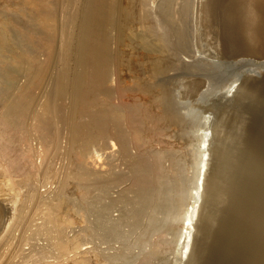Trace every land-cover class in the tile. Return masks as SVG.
Returning <instances> with one entry per match:
<instances>
[{"label":"rangeland","instance_id":"374dc122","mask_svg":"<svg viewBox=\"0 0 264 264\" xmlns=\"http://www.w3.org/2000/svg\"><path fill=\"white\" fill-rule=\"evenodd\" d=\"M108 1L114 4L112 6L117 5V7L113 8L115 11L114 14L112 11L111 14L113 19L112 17L111 19L113 20L112 22L118 23L119 25L112 22L109 23L110 21L106 22L108 25H112H109L107 30V24L104 25L105 29L102 28L97 35L98 40L101 37V39H104V37L107 36V38L104 39L106 43H108L112 37V43L109 42L111 46L108 47L109 50L106 51V56H108L106 60L108 58L110 62V58L113 57L111 61L113 64H111V66L108 62V65H110L108 69L111 70V74L108 78L109 80L107 79V81L104 82V84H106V89L104 88L103 91L100 89L103 82L101 86L95 84L96 88L95 85H93L94 87L92 88H94L95 91V94H93L98 97L96 99H102L101 101L104 102L106 106L118 107L120 110L118 113L119 115L124 116L126 114L125 117L127 118H123L125 123L124 121H120L123 119L121 116V119L119 117L120 120L118 123L122 122V124H119L121 127H119V129L122 133L118 132V128L116 129L118 123H114V125L112 121H101V123L100 120L96 119V115L98 114L97 111L100 106L97 107V105H95L97 108H95L94 105L93 107L88 106L91 115L86 107L87 105L83 103V99L81 98L82 94L74 89V82L78 74L87 73L88 78H90L97 68L93 64H82V57L86 55L79 53L81 52L80 43L82 42V35H84L82 32H84L83 29L85 25L83 27L81 26L84 24L85 20L87 22L84 12L86 11V2H88V0H0V15H3L0 17L7 18V21L10 19L9 22H11V24L8 22V28H11L8 29V34L11 39L13 38L12 40L9 38L10 44L8 43L9 45H6L7 48H3L4 51L2 49L0 50L2 52V54L0 52V58L3 57L2 60L4 61L0 59V171L1 173L5 172V175L10 174L8 173L11 165V154L9 153H14L15 150L12 146L8 147L9 137L6 136L7 133L4 132V125H2L4 124V113L6 112V106L9 104L8 101H12L13 98L15 100L16 96L18 97L22 90L31 87V83L34 81V76H31V74H34L35 70L33 71V69L37 68V66L35 67L37 62L41 65H47L48 68L45 72L47 76L44 75V80H42L43 82H41L40 87H36L37 85H33L35 89L32 87L34 90L31 92H33L35 97L34 105L32 106L30 117L26 118L25 127H27L23 132L18 134L21 142L16 144V150L20 152L19 155L21 154L19 157L23 159L22 163L31 171V183L29 182L26 184L28 186L25 184L23 185L20 183L22 180L21 175L10 174L13 176L7 177V180L10 181L8 184H11L13 182L12 180H17L18 182L15 181L17 184L14 182L12 183L13 185L15 184L16 187L14 185L12 191L7 187L6 189L10 192L6 191L7 193L5 192V196H0V200L4 205L3 212L0 215V264H74L77 262L79 264H207L214 255H219L221 251L214 250V252L208 251L205 253H201L202 251L196 252L190 259H182V248H178L180 244L176 242L177 236L181 233L179 225L182 227V220L184 221L186 214L185 210L190 206L191 199L194 201L193 196H196V194L192 196V194L195 193L193 190L203 181L204 174V192L206 191L207 197L203 198V202L206 201L205 209H207V203L210 205L211 209L210 211L209 209L206 211L209 218V225H207L208 227H204L202 231V235L206 240H203L200 248L203 247V244L212 236L209 227L212 223L216 224L217 215L218 221L219 217L227 220L229 217V210L227 207L229 204H234L235 199H238L237 203H241L243 209L252 208L255 203H258L256 204L258 206L256 213L264 215V173L258 174V176L253 174L254 166L255 170H258V167L262 165V159L257 160L258 164L257 162L250 163L249 160L247 161L248 155L250 156L252 151L245 148L248 146L246 137L249 138V134L247 136L244 128V134L246 133V135L237 131L240 137L241 135L246 136L242 137L243 140L238 137V139H241H239L241 142L245 140V143H242L243 145H240L241 142L239 143V140L236 139L237 137L235 140L232 137L233 133L231 134V132L233 129L231 132L227 130L230 125L235 128L233 122L235 123L236 120L231 123V119L236 118L237 121H239L246 116L244 119H247L249 123V126H247L252 128L255 125H260L258 128L263 132H261V136H264V126H262V124L264 125V95L258 90L249 92V94L246 95L247 97L244 96L245 90L249 87L251 81L259 83V88L263 86L264 63L257 62V59L253 57H241L237 59L231 57L229 59L223 56L224 58L220 59L219 56H221V54L219 45L216 43L211 33L209 35L206 31L205 24L202 21L195 27L196 29H194L195 31L193 32L194 36L191 32L192 44H194L192 48L194 47L193 49L195 52L199 51V55L196 54L198 57L211 59L216 56L215 58H218L217 60L221 64V67L223 66L222 75H217L215 77L216 81H212L208 76H201L200 78L206 81V86L203 88L200 86L194 89L189 85L180 84L178 80L181 81L186 78H193L191 74H182L181 71L185 70H182L180 66L182 60L185 58L191 59L192 56H195L193 49L191 48L192 53L194 52L193 54L191 51L187 53L177 50V47L174 48V51L171 47L165 49L162 44L163 40H161L157 34L155 35L154 32L148 30L150 28L149 19L147 18H151V16H148L146 11H141L143 7L142 9L139 7V10H137L138 12L136 11V15L134 14L135 18H138L141 14L138 19H134L133 17L132 19L127 18L126 20V18H120L125 16V14H123L125 9L122 10L125 8L124 2H122V0H117L118 3L120 2L118 4L116 0V2L114 0L111 2L110 0ZM81 11L83 13H81ZM139 11L141 12L140 14ZM121 12L124 16H121ZM53 13L57 15L58 19L56 18V20L58 22H56V20L53 22L49 19L47 21V19L42 18L45 14L51 16L54 15ZM80 15L82 16L80 17ZM115 16H119L118 19ZM156 16L158 17L157 14ZM200 16L203 18L202 14ZM55 22L58 23L60 27V29L58 27L59 31H57V34H55L56 30L54 31L52 27V24H56ZM130 22L133 23L131 24ZM141 22L145 23L142 24ZM160 27L163 30L162 24H160ZM104 30H106L105 32H107V34ZM108 32H111L110 35ZM53 34L55 35L54 37ZM23 35H26V41ZM99 35H101V37H99ZM151 38H154L153 40L155 42ZM27 39L31 41L28 42ZM53 39H55L54 42H52ZM157 39L160 40L158 41ZM157 46L159 48H157ZM65 47L67 49H65ZM171 50L174 53L178 51L179 54V56L178 54H175L176 56L174 55V63L177 60L175 65H178L176 69H174L175 71L172 70L169 72L170 74L168 73L166 76L163 75L164 73L161 74V72H157L158 75H155L157 73L153 72V65L151 67L152 60L166 51V54L173 55L174 53L170 52ZM108 51L112 52V57ZM156 51H161V54H158L159 52ZM180 51L181 53H179ZM151 52L154 55L156 54V56L151 54ZM185 53H191V57ZM21 54L25 55L26 59L25 56H21ZM115 55L117 56L116 60L114 58ZM20 56L24 59H20ZM27 56H29V59H27ZM33 57H36L35 59L37 61L35 60V62H33ZM129 57L130 59L127 60ZM29 60L32 65L29 63ZM131 60L132 63L134 62L133 64L135 66L131 63ZM14 62L16 64L21 62L19 64L20 67L16 66L15 68ZM147 62L151 64H147ZM27 63L29 65H27ZM30 65L32 67L34 66L33 69ZM5 67L8 69L6 72ZM10 67L14 68L10 69ZM86 68L87 70H85ZM137 68L139 69L137 70ZM89 69H92L91 75L90 73L88 74L90 71ZM60 77L65 80L64 85L67 87H64V92L59 89L57 90V83L61 80ZM31 78L33 80H31ZM166 78L169 80H166ZM162 79H164V81ZM29 84L31 85L29 86ZM104 84L101 88L104 87ZM233 88L235 90H233ZM105 90L106 92H104ZM232 90L234 93H232ZM103 92L104 94H102ZM227 92L231 93L228 94ZM226 93L228 95H226ZM167 95L170 96V99L172 98L170 101V103L172 102L171 106L178 109L177 111L179 114L182 112V117L184 116L183 121H185V129L180 128V131L183 132L178 131L179 127L176 128L178 124H173V121L167 117L166 106L164 104L165 100H167ZM161 96L164 99L161 98ZM78 100H81V103H79ZM168 100L166 102L167 104L169 103ZM47 102H51L57 109V112L55 114V120L53 119L52 122V128L50 129L48 127L49 130L45 128V130L41 132L43 129L39 123L38 116L42 113ZM173 102L176 103V105L173 106ZM177 102L179 104L181 103V106L177 104ZM149 106L150 108H148ZM182 106L186 107L183 108ZM127 108L129 111H126ZM168 108L169 106H167V110ZM74 110L77 111L75 112ZM87 110L89 113L86 112ZM121 110L124 112L122 113ZM164 110L166 113H164ZM73 112L76 113L77 116L76 114L72 115L74 114ZM136 113L139 114L136 115ZM93 114L96 115L94 116ZM233 115L235 118H233ZM143 116L147 117L145 118ZM167 118L168 120L166 121ZM161 119L164 121L162 122ZM96 121L102 125L100 126L96 123L97 125L95 126ZM137 123H139L141 128ZM122 125L125 126V128ZM174 125L176 126L174 127ZM102 126H104V128H102ZM232 126L230 128H232ZM247 126H245V128ZM135 127L138 130L135 131ZM148 127L149 129H147ZM74 128L76 131H74ZM105 128L108 131L104 134L102 131ZM250 128L247 130H250ZM95 129L96 131L98 129V131L92 132ZM46 130L48 132H46ZM99 130L102 132V135ZM116 130L118 132L117 135L115 132ZM243 130L239 131L242 132ZM203 131H207L208 133V136L205 138L201 137L205 134ZM138 132L140 134H138ZM148 132L150 133L148 134ZM177 132L181 134H177ZM233 132L235 133V130ZM237 132V135L234 134L235 136H239ZM43 133L49 135H44ZM132 134L135 135L133 136ZM197 135L200 139L204 138L205 140V148L203 149L202 147V151L205 152L206 157L200 149L201 146L198 143L201 141L200 139L198 140L199 137ZM127 136L129 138L131 137L130 140H128ZM4 141L8 144L6 145L3 143ZM147 141L153 142L149 143ZM87 143L89 145H87L88 148L85 152L88 153L86 154L84 152L85 154L82 156L83 152H77V149L78 151H82L83 148H86L85 146ZM112 143H116L115 146H113ZM3 144L4 147H2ZM205 158L206 173L202 167ZM147 166L151 168H149L151 171ZM140 167L143 169L145 168V171L143 172V169ZM136 169L141 171L139 172ZM135 171L137 172L135 173ZM138 172L139 174L141 172L144 174L146 173L148 178L152 176L151 178L152 180L154 179L153 181L157 179L155 181L156 183L151 180L153 185L157 184V186H152L151 188L154 195H150V192L149 194L148 192L146 194L142 193L141 185H138L135 181L136 176H134ZM148 173L152 175L149 177ZM241 177L242 180L244 179L243 183ZM10 178L12 179L10 180ZM239 180L243 184V186L241 185L242 189L240 193L242 194V199L245 196V200H242L240 196L235 195V193L233 194L231 191L232 187ZM249 185L252 188L251 191L249 190ZM158 190L159 196L158 194L155 196ZM144 194L145 196L148 194L147 198L149 200L151 199L150 201L153 200L152 202H155L154 199L156 200L162 197L161 201L163 206L153 207V203L151 202L146 204L145 202L148 199L146 200L145 196H143ZM211 194L213 195L209 196ZM140 195L144 199L140 198ZM151 196H153V199ZM55 204H60L59 206H61V217L64 219L67 218L65 225L53 221V216L55 214H52V212L53 210L55 211L54 207L57 206ZM51 208L54 209L52 210ZM183 212L185 213L182 214ZM180 221L182 224H180ZM212 238H217V235L214 233V237L212 236ZM61 243L70 244L71 246L69 245V247L63 249ZM196 243L199 244L200 242L197 240ZM177 248L181 255L178 253ZM223 254H226V251H224ZM225 256L226 255L221 258ZM218 257L219 256L215 257V260H217ZM255 257L256 256H254V258L252 257L254 260L250 257L249 262L254 264L256 262ZM192 258H194V260Z\"/></svg>","mask_w":264,"mask_h":264},{"label":"bare ground","instance_id":"6f19581e","mask_svg":"<svg viewBox=\"0 0 264 264\" xmlns=\"http://www.w3.org/2000/svg\"><path fill=\"white\" fill-rule=\"evenodd\" d=\"M112 0H110L111 2ZM115 1V0H114ZM117 1V0H116ZM115 1V2H116ZM121 1V0H120ZM122 2H124L123 4H125V8H123L122 10L125 9L124 13L125 16L122 14L121 12V16L123 15L124 17H120V18H133L134 17V14L136 15V11L139 10V7H141L140 9H143L141 11H146L147 12V15L148 16H151V18H147L149 19V28L148 29L149 31L151 30L152 32L155 33V35L157 34L159 36V38L161 40H163L162 44L164 45L163 47H165V49H169V47H171V49L174 51V48L177 47V50H181L182 52H187L188 51L192 53V46L194 44H192V39H191V36L193 35V32L195 31L194 29H196L195 27L197 26L198 23L200 22H204L205 24V29L206 31L209 33H211V35L214 37V39L216 40V43L219 45V49H220V54L221 56H219L220 59H223L224 57L225 58H249V57H253L255 59H257L256 61L257 62H262L264 63V0H122ZM87 3V8L85 9L86 11L84 12L85 13V19H87V22L85 20L84 24H82L81 27H83L84 25V32H82V34L84 33V35H82V42L80 43V48H81V52L79 53H83L82 55H86L85 57L81 55L82 59L84 60V63H83V60H82V64H85V65H89V64H93L95 67H97L95 69V73L93 74V76H91L90 78H88L87 76V73L85 74H78V76H76V80L74 82V86L76 89L77 92H80L82 94L81 98L83 99V103L86 104L87 108L88 106H92L94 105L95 108L99 107L98 111H97V115H96V119L100 120V122H110L112 121L113 122V125L114 123H118L119 120L122 119L126 116V114L124 116L122 115H119V109L118 107H111L110 105L109 106H106L104 102H102L101 100L102 99H96L98 97H96V95H94L95 91H94V87L93 85H100L101 86V83L103 82H106L107 79L109 78L110 74H111V70L108 69V66H110L111 64H113L111 61H112V52L108 51L111 55L112 58L111 61L109 62L108 61V58L106 60V51L109 50L108 47H110L111 45V39L112 37L110 38V40L108 41V43H106V41L104 40L106 37H104V39H101V35H99V37H101L99 40H98V33L101 31V29H105L104 25H106L107 23L106 22H109L111 23L113 20V16H112V11H113V14H114V11L115 9H113L114 7H117L116 6H112L114 5L113 3H109L108 0H88ZM118 3V1H117ZM116 3V4H117ZM120 3V2H119ZM118 3V4H119ZM85 4V3H84ZM122 4V3H121ZM122 4V6H123ZM42 5V4H41ZM84 6V5H83ZM123 6V7H124ZM59 7V6H58ZM84 8V7H83ZM120 8V7H119ZM122 8V7H121ZM43 9V8H42ZM120 10V9H119ZM45 11V10H43ZM118 11V9H117ZM138 12V11H137ZM47 13V12H46ZM81 13H83L81 11ZM141 12L139 11V14ZM145 13V12H144ZM143 13V14H144ZM54 14V13H53ZM80 14V13H79ZM156 14L158 15V17L156 16ZM203 15V18H201L200 15ZM2 15V14H1ZM0 15V16H1ZM5 15V14H4ZM55 15V14H54ZM47 15L45 14V16H42V18L44 19H48L50 21H53L56 20V18L58 19L57 15ZM119 15V14H118ZM3 16V15H2ZM82 15H80L81 17ZM120 16V15H119ZM119 16H115L117 19ZM141 16V14L139 15ZM138 16V18H139ZM146 16V15H145ZM144 16V17H145ZM31 17V16H30ZM79 17V16H78ZM112 17V19H111ZM137 17V16H136ZM143 17V16H142ZM141 17V18H142ZM9 18V17H8ZM41 18V19H42ZM73 18V17H72ZM76 18V17H75ZM83 18V17H82ZM138 18H135L134 19H138ZM145 18V19H146ZM34 19V18H33ZM123 19V20H124ZM146 19V20H147ZM10 19H8L7 21V18L5 19L4 17H0V50L2 49L4 51L3 48H7V44L9 42V34H8V29L11 28L8 24ZM43 20V19H42ZM83 20V19H81ZM142 20V19H141ZM39 21V20H38ZM49 21V22H50ZM118 21V20H116ZM125 21V20H124ZM123 21V22H124ZM137 21V20H135ZM140 21V20H139ZM145 21V20H143ZM56 22H58L56 20ZM55 22V23H56ZM119 22V21H118ZM147 22V21H146ZM11 24V22H9ZM47 23V22H46ZM112 23H115V22H112ZM121 23V22H120ZM131 23V22H130ZM133 23V22H132ZM131 23V24H132ZM142 24L145 23V22H141ZM42 24V23H40ZM116 25H119L118 23H115ZM122 24V23H121ZM147 24V23H146ZM145 24V25H146ZM160 24L163 25V30L161 29L160 27ZM47 25V24H46ZM49 25V24H48ZM53 28H54V31H55V34H57V31L58 30V23L56 24H52ZM81 25V24H80ZM109 25H112V24H109ZM107 24V27H106V30L107 28H109V26ZM43 26V25H42ZM50 26V25H49ZM48 26V27H49ZM123 26V25H122ZM45 27V26H44ZM114 27V26H113ZM120 27V26H119ZM118 27V28H119ZM111 28V26H110ZM123 28V27H122ZM128 28V27H126ZM125 28V29H126ZM130 28V27H129ZM51 29V28H50ZM60 29V27H59ZM82 29V28H81ZM104 30V32L106 31ZM111 30V29H109ZM117 31V30H116ZM103 32V33H104ZM191 32H192V35H191ZM44 33V32H43ZM102 33V32H101ZM107 34V32H105ZM109 35L111 32H108ZM128 33V32H127ZM30 34V33H29ZM152 34V33H151ZM105 35V34H104ZM102 35V36H104ZM25 36V41H26V35H23ZM29 36V35H28ZM55 35L53 34V37ZM57 36V35H56ZM80 36V35H79ZM194 36V35H193ZM211 36V37H212ZM22 37V36H21ZM20 37V38H21ZM108 37V38H109ZM151 37V36H150ZM154 37V36H153ZM157 37V36H156ZM51 38V37H49ZM158 38V37H157ZM13 39V38H12ZM10 38V40H12ZM152 39V38H151ZM154 39V38H153ZM152 39V40H153ZM159 39V40H160ZM15 40V39H14ZM19 40V39H18ZM28 40V39H27ZM55 39H53L52 42H54ZM78 40V39H77ZM158 40V39H157ZM158 40V41H159ZM31 41V40H30ZM28 40V42H30ZM76 41V40H75ZM74 41V42H75ZM81 41V40H80ZM154 41V40H153ZM157 41V42H158ZM14 42V41H13ZM73 42V41H72ZM109 42H111L109 44ZM155 42V41H154ZM161 42V41H160ZM24 43V42H23ZM27 43V42H26ZM56 43V41H55ZM78 43V42H77ZM8 44V45H9ZM28 44V43H27ZM109 46H108V45ZM68 45V44H67ZM70 45V44H69ZM117 45V44H116ZM6 46V47H5ZM77 46V45H76ZM10 47V46H9ZM55 47V46H54ZM139 47V46H138ZM117 48V47H116ZM115 48V49H116ZM157 48H159L157 46ZM162 48V47H161ZM192 48V49H191ZM65 49H67L65 47ZM118 49V48H117ZM164 49V48H163ZM71 50V49H70ZM112 50V49H110ZM172 50L170 52H172ZM75 51V50H74ZM152 51V50H151ZM162 51V50H161ZM160 51V52H161ZM181 51L179 53H181ZM194 51V49H193ZM1 52V51H0ZM71 52V51H70ZM119 52V51H118ZM122 52V51H121ZM154 52V51H153ZM156 52H159V51H156ZM158 53V54H161V53ZM164 52V51H163ZM167 52V51H166ZM165 53H162L161 55H159V57H156L155 59L152 60V64L147 62V64H151V67L153 65V72H158L161 74H163L164 76H166L169 72H171L172 70L176 69V67L178 65H175V63H177V60L176 62L174 63V59H175V54H178V51L177 53H174L173 55L172 54H166ZM169 52V51H168ZM195 52V51H194ZM193 52V53H194ZM199 51L195 52V56H192L191 59H184V60H180L181 61V67H182V70H185V71H181L182 74H191L193 75V78H186V79H183V80H178L180 82V84H186V85H189L191 86V88H194V89H197L198 87L201 86V88L205 87L206 85V81H204L202 78H200L201 76H208L212 81H216V76L217 75H222V67H221V64L218 62V58H206V57H198L196 54L199 55L198 53ZM17 53V52H16ZM77 53V52H76ZM108 53V55H109ZM124 53V52H122ZM129 53V52H128ZM185 53L186 55L190 56L191 57V53L190 54H187ZM192 53V54H193ZM2 54V52H1ZM23 54V53H22ZM21 56H25V55H22ZM26 54V53H25ZM151 54H153L151 52ZM157 54V55H158ZM28 55V54H27ZM80 55V54H79ZM88 55V56H87ZM93 55V57H92ZM117 55V54H116ZM114 56L115 60H116V57L117 56ZM154 55V54H153ZM175 55V56H174ZM181 55V54H180ZM11 56V54H10ZM15 56V55H14ZM20 56V59H22ZM124 56V54H123ZM123 56H119V57H123ZM132 56V55H131ZM151 56V55H149ZM156 56V54L154 55ZM153 56V57H154ZM179 56V54H178ZM224 56V57H223ZM19 57V56H17ZM16 57V58H17ZM32 57V56H31ZM30 57V58H31ZM76 57V55H75ZM110 57V56H109ZM127 57V56H126ZM125 57V58H126ZM135 57V56H134ZM138 57V56H137ZM186 57V56H185ZM3 58V57H2ZM2 58H0L2 60ZM6 58V57H5ZM10 58V57H9ZM36 58V57H35ZM33 62H35V59ZM189 58V57H188ZM7 59V58H6ZM18 59V58H17ZM16 59V60H17ZM19 59V61H20ZM24 59V58H23ZM25 59H26V56H25ZM27 59H29V56H27ZM130 59L127 58V60ZM150 59V58H149ZM179 59V57H178ZM181 59V58H180ZM193 59V60H192ZM15 60V59H14ZM32 60V58H31ZM120 60V59H119ZM134 60V59H133ZM3 61V60H2ZM22 61V60H21ZM26 61V60H25ZM37 61V60H36ZM137 61V60H136ZM255 61V60H253ZM4 62V61H3ZM11 62V60H10ZM16 62V61H15ZM14 62V67L16 68V66H19L20 67V63L19 64H16ZM110 65H108L109 63ZM123 62V61H122ZM128 62V61H126ZM125 62V63H126ZM12 63H13V60H12ZM11 63V64H12ZM24 63V62H23ZM29 63H30V60H29ZM124 63V62H123ZM131 63H132V60H131ZM134 63V62H133ZM132 63V64H133ZM179 63V62H178ZM32 65V63H30ZM34 64V63H33ZM38 64V62H37ZM35 65V67L37 66V68L33 69V67L30 65V67H32L33 71L35 70L34 74L32 73L31 76L33 75V83L29 84V86L31 85V87H28V84L26 86L27 89L25 90H22L21 91V94L14 100V98L12 99V101H8V105L6 106V112L4 113V119L2 117V119L4 120V127H3V130L4 132H6V136L9 137V140H8V147L12 146V148H15L14 150V153L13 152H10L9 154L10 157H11V165H10V168H9V172L10 174H14V175H21L22 177V180L20 181L21 184H28L30 181H31V178H32V174H31V171H29L23 163H22V160L21 157H19V153L17 150H16V144H18L19 142H21L20 140V137H18V134H20V132H23L25 130V123H26V118L30 117V113H31V110H32V106L34 105V95H33V91L35 88L33 87V85H37L36 87H40V84L41 82H43L42 80H44V75H45V72L48 70L47 68V65H41V64H38V65ZM78 64H81V63H78ZM126 64H129V63H126ZM131 64V65H132ZM138 64V63H137ZM27 65H29L27 63ZM26 65V66H27ZM84 65V67H85ZM134 65V64H133ZM10 66V65H9ZM23 66V65H22ZM81 66V65H80ZM112 66V65H111ZM135 66V65H134ZM137 66V65H136ZM8 67V66H7ZM12 67V66H11ZM10 69H13L11 68ZM18 67V68H19ZM88 67V66H86ZM120 67V66H119ZM180 67V69H181ZM184 67V69H183ZM22 68V67H21ZM83 68V67H81ZM216 68V69H215ZM84 69V68H83ZM139 68H137L138 70ZM147 69V68H146ZM169 69V70H168ZM6 67H5V72H6ZM20 70V69H19ZM31 70V68H30ZM87 70V68L85 69ZM90 70V69H89ZM92 70V69H91ZM89 71L88 74L92 73V71ZM94 70V69H93ZM150 70V69H149ZM168 70V72H167ZM4 71V70H3ZM2 71V72H3ZM21 71V70H20ZM31 71V72H33ZM132 71V70H131ZM147 71V70H146ZM152 71V70H151ZM175 71V70H174ZM87 72V71H85ZM133 72V71H132ZM65 73V72H64ZM63 73V74H64ZM82 73V72H81ZM139 73V72H138ZM155 74V75H158ZM70 74V73H69ZM121 74V73H120ZM170 74V73H169ZM118 75V74H117ZM140 75V74H139ZM178 75V74H177ZM180 75V74H179ZM30 76V77H31ZM47 76V75H45ZM154 76V75H153ZM183 76V75H182ZM197 76V77H195ZM170 77V76H169ZM3 78V77H2ZM65 78V77H64ZM164 78V77H163ZM168 78V76H167ZM166 80H169L167 79ZM198 78V79H197ZM4 79V78H3ZM30 79V78H29ZM31 78V80H33ZM61 79V77H60ZM67 79V78H66ZM165 79V78H164ZM164 79H162L164 81ZM30 80V81H31ZM46 80V79H45ZM59 80V79H58ZM109 80V79H108ZM6 81V80H5ZM29 81V80H28ZM72 81V80H71ZM161 81V80H160ZM3 82V81H2ZM64 82L65 80H63V78L59 81L58 86H57V90L59 89L60 91H63L64 92V87H66L64 85ZM68 82V81H67ZM73 82V81H72ZM109 82V81H108ZM216 83V82H215ZM39 84V86H38ZM43 84V83H42ZM102 84V86H103ZM96 85H95V88H96ZM105 85L104 84V87L100 89L103 91L104 88H105ZM148 85V84H147ZM70 86V85H69ZM32 87L34 89H32ZM99 87V86H98ZM235 87V86H234ZM25 88V87H24ZM67 88V87H66ZM65 88V89H66ZM145 88V87H144ZM230 88V87H229ZM228 88V89H229ZM32 89V90H31ZM106 89V88H105ZM232 89V88H231ZM230 89V90H231ZM236 89V87H235ZM233 88V90H235ZM96 90V89H95ZM98 90V88H97ZM96 90V92H97ZM232 90V93H234ZM260 91V93L262 95H264V84L263 86H261V88H259V83H257L256 81H251V84L249 85V87L245 90V94L244 96L247 97L246 95L249 94V92H254V91ZM74 91V90H73ZM128 91V90H127ZM57 92V91H56ZM101 92V91H100ZM106 92V90L104 91ZM104 92L102 94H104ZM119 92V91H118ZM154 92V91H153ZM229 92V91H228ZM227 92V93H228ZM75 93V92H74ZM94 93V94H93ZM99 94V92H97ZM167 93V92H166ZM165 93V94H166ZM230 94V93H228ZM103 96V95H102ZM110 96V95H109ZM156 96V95H155ZM168 96V95H167ZM170 96L167 97V100ZM77 98V97H76ZM79 98V97H78ZM103 98V97H102ZM116 98V97H115ZM161 98H163L161 96ZM105 99V98H104ZM113 99V98H112ZM164 99V98H163ZM162 100V99H161ZM167 100H165V106H166V112H167V117L170 118L172 121H173V124L176 123L177 127L180 131L181 129L184 128V123L185 121H183V117L181 116V113L180 114L178 113V109H175L171 106L172 102L170 103V101L172 100V98L168 100V104L166 103ZM182 100V99H181ZM74 101V100H73ZM79 101V100H78ZM81 101V100H80ZM79 101V103H81ZM85 101V102H84ZM110 101V100H109ZM125 101V100H124ZM163 101V100H162ZM183 101V100H182ZM113 102V101H112ZM136 102V101H135ZM154 102V101H153ZM122 103V102H121ZM185 103V102H183ZM77 104V102H76ZM136 104V103H135ZM177 104H179L177 102ZM181 104V103H180ZM179 104V105H180ZM5 105V104H4ZM97 105V107L95 106ZM112 105V104H111ZM148 105V104H147ZM154 105V104H153ZM176 105V103L173 102V106ZM57 106V105H55ZM77 106V105H76ZM84 106V105H83ZM114 106V105H113ZM162 106V105H161ZM167 106H169L168 110H167ZM181 106V105H180ZM74 107V106H73ZM82 107V106H81ZM91 107V108H92ZM106 107V108H105ZM129 107V106H128ZM134 107V106H133ZM145 107V106H144ZM183 108H185L184 106H182ZM181 107V108H182ZM85 108V107H84ZM132 108V107H130ZM141 108V107H140ZM150 108V106L148 107ZM155 108V107H154ZM153 108V110H154ZM121 109V108H120ZM133 109V108H132ZM131 109V110H132ZM73 110V108H72ZM71 110V111H72ZM90 114H91V111L90 109L88 108ZM88 110L86 112H88ZM124 110V109H123ZM129 111V109L127 108L126 111ZM134 110V109H133ZM147 110V108H146ZM152 110V111H153ZM159 110V109H158ZM161 110V109H160ZM5 111V110H4ZM75 111V110H74ZM77 111V110H76ZM75 111V112H76ZM95 111V112H96ZM125 111V112H126ZM136 111V110H135ZM57 112V109L53 106V104L51 102H47V104H45L44 108H43V111L42 113L39 114L38 116V120H39V123L42 127V131L43 132L46 129L49 130V128L51 129L52 128V122H53V119L55 118V114ZM88 112V113H89ZM122 112V110H121ZM120 112V114H121ZM124 112V111H123ZM122 112V113H123ZM138 112V111H137ZM165 110H164V113H166ZM74 113V112H73ZM130 113V112H129ZM141 113V112H139ZM138 113V114H139ZM143 113V112H142ZM163 113V114H164ZM76 113L72 114V115H75ZM80 114V113H79ZM78 114V115H79ZM128 114V113H127ZM136 113V115H138ZM1 115V114H0ZM3 115V113H2ZM89 115V114H88ZM92 115V114H91ZM94 115V114H93ZM94 115V116H95ZM135 115V114H133ZM145 115V114H144ZM159 115V114H158ZM170 115V116H169ZM235 115V114H234ZM233 115V118H235ZM77 116V114H76ZM90 116V115H89ZM88 116V117H89ZM93 116V117H94ZM121 116V117H120ZM151 116V115H150ZM153 116V115H152ZM156 116V115H155ZM75 117V116H74ZM120 117V119H119ZM140 117V116H139ZM143 117H147V116H143ZM161 117V116H160ZM165 117V116H164ZM163 117V119H164ZM232 117V115H231ZM246 117V116H245ZM243 117L242 119H240L239 121H237V119H231V123L233 121H235V123L233 122L234 124V127L232 125H230V127L232 126V128L228 127V132H231V134L233 135L232 137L236 139H238V137H240L239 133H243L244 134V130L245 132L247 133V136L249 134V138H247L246 136V133L242 136L241 135V139L243 140L242 137H246V143L248 144L247 147H245L247 150H250L252 151L250 153V156L248 155V159L247 161L249 160L250 163H253V162H257L258 164V161L259 159H262V165L258 167V170H255V166H254V173L256 176H258V174H261V173H264V136L262 137V131L260 128V125H255L253 126L252 128L248 127L249 123L247 122V119L245 120ZM127 118V117H125ZM136 118V117H135ZM134 118V119H135ZM166 118V117H165ZM168 118L166 119V121L168 120ZM66 119V118H65ZM69 119V118H68ZM72 119V117H71ZM70 119V121H71ZM75 119V118H74ZM140 119V118H139ZM144 119V118H142ZM155 119V118H154ZM208 119V117H207ZM210 119V118H209ZM55 120V119H54ZM92 120V118H91ZM90 120V121H91ZM128 120V119H127ZM137 120V119H136ZM150 120V119H149ZM153 120V119H152ZM162 120V119H161ZM206 120V119H205ZM230 120V119H229ZM228 120V121H229ZM67 121V119H66ZM69 121V120H68ZM77 121V120H75ZM95 121V120H93ZM120 121H124L123 120H120ZM141 121V120H140ZM164 120H162L163 122ZM165 121V122H166ZM28 122V121H27ZM101 122V123H102ZM129 122V121H128ZM154 122V121H153ZM171 122V121H169ZM230 122V121H229ZM1 123V121H0ZM38 123V124H39ZM55 123V122H54ZM70 123V122H69ZM78 123V122H77ZM93 123V122H92ZM96 123H98L97 121L95 122V126L97 125ZM99 124L98 125H102V124ZM122 124V122H120ZM118 123V126L116 127V129L118 128L119 129V124ZM125 123V121H124ZM130 123V122H129ZM148 123V122H146ZM150 123V122H149ZM152 123V122H151ZM207 123V122H206ZM208 123H209V120H208ZM247 123V124H246ZM28 124V123H27ZM26 124V125H27ZM94 124V123H93ZM92 124V125H93ZM106 124V123H105ZM138 126H139V123H137ZM142 124V123H140ZM166 124V123H165ZM169 124V123H168ZM39 125V126H40ZM91 125V126H92ZM104 125V124H103ZM108 125V124H107ZM106 125V126H107ZM126 125V124H125ZM135 125V124H134ZM164 125V124H163ZM170 125V124H169ZM174 125V127L176 126ZM248 125V126H247ZM115 126H114V129H115ZM123 126V125H122ZM129 126V125H128ZM137 126V125H136ZM156 126V125H155ZM160 126V125H158ZM173 126V125H172ZM183 126V127H182ZM245 126H247L248 128H250V130H247L245 128ZM262 126H264L262 124ZM2 127V126H1ZM38 127V125H37ZM49 127V128H48ZM76 127V126H75ZM109 127V126H108ZM125 128V126H123ZM141 128V126H139ZM146 127V126H145ZM167 127V126H166ZM171 127V126H169ZM93 128V126H92ZM99 128V127H97ZM102 128H104V126H102ZM107 128V127H106ZM104 129L102 132L105 134L106 131H108L107 129ZM121 128V127H120ZM133 128V127H132ZM139 128V129H140ZM154 128V127H153ZM163 128V127H161ZM165 128V127H164ZM181 128V129H180ZM244 128V130H243ZM72 129V128H71ZM79 129V128H78ZM94 129V128H93ZM100 129V128H99ZM130 129V128H129ZM128 129V130H129ZM134 129V128H133ZM149 129V127L147 128ZM146 129V130H147ZM166 129V128H165ZM185 129V128H184ZM202 129V128H201ZM2 130V129H1ZM2 130V131H3ZM27 130V129H26ZM113 130V128H112ZM138 130L136 129L135 127V131ZM168 130V129H167ZM230 130V131H229ZM235 130V133L233 132ZM241 130H243L242 132H240ZM250 131V132H247V131ZM74 131H76V129L74 128ZM98 131V129H97ZM96 129L92 132H97ZM125 131V130H124ZM145 131V130H144ZM159 131V130H158ZM202 131V130H201ZM205 131V130H204ZM205 133L203 136L201 137H207L208 136V133L207 131L204 132ZM239 133H238V132ZM46 132H48L46 130ZM86 132V131H85ZM99 132L101 133L102 135V132L99 130ZM116 132V135L118 132H121V130L119 129L118 132L117 130L115 131ZM132 132V131H131ZM151 132V131H150ZM148 132V134L150 133ZM180 132H183V131H180ZM180 132H177L180 133ZM236 132L238 133L239 136H235L237 135ZM262 132V133H261ZM73 133V132H72ZM81 133V132H80ZM122 133V132H121ZM125 133V132H124ZM135 133V132H134ZM153 133V132H152ZM163 133V132H161ZM165 133V132H164ZM22 134V133H21ZM44 134V133H43ZM94 134V133H93ZM96 134V133H95ZM99 134V133H98ZM120 134V133H119ZM128 134V133H127ZM130 134V133H129ZM137 134V132H136ZM138 134H140L138 132ZM181 134V133H180ZM235 134V135H234ZM10 135V136H9ZM44 135H49V134H44ZM81 135V134H80ZM92 135V134H91ZM90 135V136H91ZM110 135V134H109ZM124 135V134H123ZM121 135V136H123ZM133 135V134H132ZM135 135V134H134ZM133 135V136H134ZM151 135V134H150ZM158 135V134H157ZM176 135V134H175ZM183 135V134H182ZM202 135V134H201ZM2 136H3V132H2ZM42 136V135H41ZM83 136V135H82ZM87 136V135H85ZM119 136V135H118ZM160 136V135H159ZM167 136V135H166ZM198 136V135H197ZM5 137V136H4ZM24 137V136H23ZM92 137V136H91ZM95 137V136H93ZM120 137V136H119ZM128 137V136H127ZM136 137V136H135ZM153 137V136H152ZM151 137V138H152ZM177 137V136H176ZM199 137V136H198ZM6 138V137H5ZM4 138V139H5ZM48 138V136H47ZM77 138V137H76ZM79 138V137H78ZM100 138V137H99ZM121 138H124V137H121ZM131 138V137H130ZM130 138L128 137V140H130ZM138 138V137H136ZM144 138V137H143ZM168 138V137H167ZM204 138L200 139V137L198 138V140L200 139L201 142H199L198 144H200L201 146V151H202V147L203 149L205 148V140ZM231 138V137H230ZM239 138V139H240ZM2 139V138H1ZM44 139V138H43ZM46 139V137H45ZM73 139V138H72ZM92 139V138H91ZM153 139V138H152ZM157 139V138H156ZM238 139V140H239ZM240 139V140H241ZM7 140V139H6ZM5 140V141H6ZM81 140V139H80ZM93 140V139H92ZM125 140V139H124ZM132 140V139H131ZM142 140V139H141ZM145 140V139H144ZM148 140V138H147ZM239 140V143L241 142ZM5 141L3 143H5ZM126 141V140H125ZM137 141V140H136ZM87 142V140H86ZM92 142V141H91ZM98 142V141H97ZM96 142V143H97ZM108 142V141H107ZM138 142V141H137ZM142 142V141H141ZM149 142V141H147ZM153 141H150L149 143H152ZM157 142V141H156ZM245 143V140L241 142L240 145H243L242 143ZM123 143V142H122ZM129 143V142H128ZM6 144V143H5ZM6 144V145H7ZM104 144V143H103ZM113 146H115L114 143H112ZM87 145H89L88 143L86 144V148H83L82 151H78L77 149V152H83L82 153V156L83 154H87L88 152H85V150L88 148ZM14 146V147H13ZM19 146V145H18ZM47 146V145H46ZM72 146V145H71ZM78 146V145H77ZM106 146V145H105ZM199 146V145H197ZM199 146V147H200ZM245 146V145H244ZM4 147V144L3 146ZM242 147V146H241ZM249 147V149H248ZM76 148V147H75ZM104 148V147H103ZM107 148V147H106ZM5 149V148H4ZM3 149V150H4ZM17 149H21V148H17ZM28 149V148H27ZM166 149V148H165ZM148 150V149H147ZM11 151V150H10ZM17 151V152H16ZM76 151V149H75ZM89 151V150H88ZM91 151V150H90ZM5 152V150H4ZM7 152V151H6ZM85 152V153H84ZM203 152V155H205V152ZM248 152V151H246ZM13 153V154H12ZM22 153V151H21ZM202 154V153H201ZM4 155V154H3ZM202 155V156H203ZM81 156V155H80ZM98 156V155H97ZM9 157V156H8ZM7 157V158H8ZM206 157V155H205ZM78 158V157H77ZM204 158V157H203ZM91 159V158H90ZM10 160V158H9ZM28 162V161H27ZM30 163V162H29ZM203 163V162H202ZM205 163H206V158L204 160V165L202 166L203 167V170L205 171ZM27 164V163H26ZM76 165V164H75ZM74 165V166H75ZM83 165V164H82ZM139 165V164H138ZM144 165V164H143ZM146 165H149V164H146ZM153 165V164H152ZM246 165V164H245ZM251 165V164H249ZM253 165V164H252ZM140 166V165H139ZM248 166V165H247ZM143 167V166H142ZM140 167V168H142ZM145 167V166H144ZM148 167V166H147ZM244 167V166H243ZM75 168V167H74ZM138 168V167H137ZM139 168V169H140ZM150 167H148L149 169ZM154 168V167H153ZM156 168V167H155ZM248 168V167H247ZM81 169V168H80ZM143 169V168H142ZM145 169V168H144ZM143 169V172L145 171ZM151 169V168H150ZM149 169V170H150ZM162 169V168H161ZM252 169V168H250ZM78 170V169H77ZM137 170V169H136ZM157 170V169H156ZM202 170V169H201ZM81 171V170H80ZM85 171V170H84ZM137 171H141V170H137ZM135 171V173L137 172ZM151 171V170H150ZM7 172V171H6ZM87 172H90V171H87ZM86 172V173H87ZM139 172L137 174H135L134 176H136V182L138 183V185H141V188H142V193H147L149 194L150 192V195H154L153 194V190L151 189L152 186H157L156 185H153L152 181V174H149V177L148 178V175H146V173L144 174L143 172H141L139 174ZM148 172V171H147ZM5 173V172H4ZM3 172L1 173L0 171V196H3L5 194L6 191H8L6 188L9 187L11 189V191L13 190L14 188V185L17 184L15 183L18 182L17 180H12L15 184L13 185L12 183L11 184H8L10 183L9 180H7V177L8 176H11L10 174H7L5 175ZM206 173V171H205ZM96 174V173H95ZM246 174V173H245ZM68 175V174H67ZM90 175V174H89ZM88 175V176H89ZM155 175H158V174H155ZM13 176V175H12ZM11 176V177H12ZM85 176V175H84ZM20 177V178H21ZM79 177V176H78ZM104 178V177H103ZM118 178V177H117ZM157 178V177H156ZM12 178H10L11 180ZM86 179V177H85ZM256 179V178H255ZM260 179V178H259ZM99 180V179H98ZM152 180V181H151ZM157 180V179H156ZM155 180V181H156ZM246 180V179H245ZM252 180V179H251ZM258 180V179H257ZM67 181V180H66ZM153 181V182H155ZM199 181V180H198ZM241 181L243 183L244 179L242 180V177H241ZM241 181H237V183L232 187L231 191L232 193L235 195H238L241 197L242 199V194L240 193L241 192V185L243 186V184L241 183ZM247 181V180H246ZM262 181V180H261ZM90 182V181H89ZM159 182V181H158ZM157 182V183H158ZM31 183V182H30ZM82 183V182H81ZM84 183V182H83ZM86 183V182H85ZM156 183V182H155ZM247 183V182H246ZM68 184V183H67ZM200 185L196 186V189L193 190V193L192 196L194 194H196V196L194 197L193 196V199L194 201H192L191 199V202L189 204L190 206H188L187 204V208H186V214H185V218H184V221L182 220V222L180 221V224H182V227L181 225L180 228H181V233H180V237L177 236L176 238V242L178 244H180L178 246V248H182L181 252L183 253V255H181L180 251H178V248H177V251L178 253H180L182 259H190L196 252H201V253H205V252H214V250H219L221 251L217 260H215V257L217 256H213L209 262L207 264H252L249 262V258L256 256V262L254 264H264V215H259L258 213H256V209L258 208V206L256 204L258 203H255L254 206L252 208H247V209H243L241 206V203H237V200L235 199V203L234 204H229L228 205V210H229V217L226 219H221V217H219V221H218V215L216 217V224L215 223H212L210 225V230H211V234L212 236L214 237V233L217 235V238H212V236L210 237V239H208L204 244H203V247L200 248V245L201 243H203V240H206L205 237H203L202 235V231L204 229V227H206L208 224V216L206 214V211L209 209H211L210 205L207 203V209H205L206 207V201L203 202V198L204 197H207L206 195V191L204 192V184H205V174H204V178H203V181L199 183ZM252 184V183H251ZM258 184V183H257ZM255 184V185H257ZM19 185V184H18ZM104 185V183H103ZM246 185V184H245ZM28 186V185H26ZM250 186V185H249ZM16 187V185H15ZM19 187V186H18ZM17 187V188H18ZM255 187V186H254ZM20 188V187H19ZM88 188V187H87ZM154 188V187H153ZM158 188V187H156ZM155 188V190H156ZM245 188V187H244ZM256 188V187H255ZM63 189V188H62ZM81 189V188H80ZM260 189V188H259ZM152 190V191H151ZM154 190V192H155ZM160 191H162L161 189H159ZM159 190L158 192L155 193V196H157L156 194H158L159 196ZM249 190L251 191L252 188L250 186ZM15 191H16V188H15ZM157 191V190H156ZM264 191V190H263ZM10 192V191H8ZM255 192V191H254ZM7 193V192H6ZM66 193V192H65ZM86 193V192H85ZM140 193V192H139ZM9 194V193H8ZM83 194V193H82ZM145 194L143 196H145ZM147 194V195H148ZM6 195V194H5ZM4 195V196H5ZM147 195L145 196L146 200L148 199L147 198ZM213 194L209 195V196H212ZM250 195V194H249ZM253 195V194H252ZM15 196V195H14ZM13 196V197H14ZM62 196V195H61ZM154 196V197H155ZM258 196V195H257ZM81 197V196H80ZM152 199H153V196H151ZM245 197V196H244ZM243 197V199H244ZM56 198V197H55ZM54 198V199H55ZM140 198H143L141 197L140 195ZM150 198V197H149ZM81 199V198H80ZM87 199V198H86ZM144 199V198H143ZM162 197L159 198V199H154L155 202H152L150 201L149 199L145 202L146 204L148 202H151L153 203L152 206L154 207H157V206H160L162 207L163 204H162V201H161ZM242 199V200H243ZM261 199V198H260ZM53 200V199H52ZM51 200V201H52ZM59 200V199H58ZM63 200V199H62ZM72 200V199H71ZM140 200V199H139ZM245 200V199H244ZM83 201V200H82ZM142 201V200H141ZM145 201V200H144ZM248 201V200H247ZM252 201V200H250ZM258 201V200H257ZM54 203V202H53ZM63 203V202H62ZM140 203V201H139ZM64 204V203H63ZM62 204V205H63ZM80 204V203H79ZM149 204V203H148ZM260 204V203H259ZM54 205V204H53ZM57 205L55 208V211L53 210L54 208H51L53 210L52 214H55L53 216V221L56 222V223H63L65 225V223L67 222V218L64 219L63 217H61V206H59L58 204H55ZM65 205V204H64ZM85 205V204H84ZM142 205V204H141ZM140 205V206H141ZM88 206V205H87ZM165 206V204H164ZM48 207V206H47ZM46 207V208H47ZM67 207V206H65ZM262 207V206H261ZM3 209H4V205L2 204L1 200H0V215L2 214L3 212ZM45 210V209H44ZM51 210V211H52ZM73 210V209H72ZM69 211V210H68ZM142 211V210H141ZM184 211V210H183ZM61 212V213H60ZM73 212V211H72ZM91 212V211H90ZM140 212V211H139ZM137 212V213H139ZM260 212V211H259ZM44 213V212H43ZM51 213V212H50ZM49 213V214H50ZM66 213V212H65ZM100 213V212H99ZM185 212H183L182 214H184ZM45 214V213H44ZM81 214V213H80ZM140 214V213H139ZM64 215V214H63ZM137 215V214H136ZM209 215L211 216V213L209 212ZM43 216V215H42ZM184 216V215H183ZM182 216V217H183ZM23 217V216H22ZM21 217V218H22ZM87 217V216H86ZM52 219V218H50ZM72 219V218H71ZM154 219V218H153ZM43 220V219H42ZM70 220V219H68ZM75 220V219H74ZM97 220V219H96ZM140 220V218H139ZM226 220V221H225ZM48 223V222H47ZM68 224V223H67ZM153 224H156V223H153ZM158 224V223H157ZM58 225V224H57ZM113 226V225H112ZM148 226V225H147ZM151 226V225H150ZM157 226V225H156ZM50 227V226H49ZM208 227V226H207ZM150 228V227H149ZM152 228V227H151ZM56 229V228H55ZM179 229V228H178ZM113 231V230H112ZM39 233V232H38ZM81 233V232H80ZM151 233V232H150ZM179 234V233H178ZM63 235V234H62ZM180 240H179V238ZM200 238V239H198ZM227 239V241H226ZM179 240V241H177ZM197 240L200 242L199 244H197ZM48 241V240H47ZM224 242V243H223ZM226 242V243H225ZM70 243V242H69ZM176 244V245H178ZM58 245V244H57ZM70 245V244H69ZM69 245H67L66 243H61V247L64 249H66L67 247H69ZM60 246V245H59ZM71 246V245H70ZM80 246V245H79ZM73 247V246H72ZM176 248V247H175ZM57 249V248H56ZM52 250V249H51ZM37 251V250H36ZM226 251V254H223V252ZM58 252V251H57ZM43 253V252H42ZM63 253V252H62ZM210 254V253H209ZM224 255H226L224 258H221L223 257ZM258 256V257H257ZM184 257V258H183ZM195 257V256H194ZM252 258V260H254ZM98 259V258H97ZM194 260V258H192ZM84 263V262H82ZM93 263V262H92ZM72 264V263H71ZM74 264H79L78 262L77 263H74Z\"/></svg>","mask_w":264,"mask_h":264}]
</instances>
